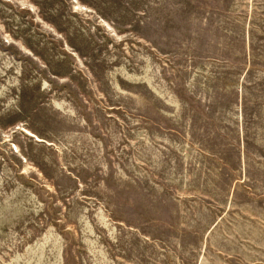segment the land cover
<instances>
[{
  "label": "rangeland",
  "instance_id": "obj_1",
  "mask_svg": "<svg viewBox=\"0 0 264 264\" xmlns=\"http://www.w3.org/2000/svg\"><path fill=\"white\" fill-rule=\"evenodd\" d=\"M0 264H264V0H0Z\"/></svg>",
  "mask_w": 264,
  "mask_h": 264
}]
</instances>
